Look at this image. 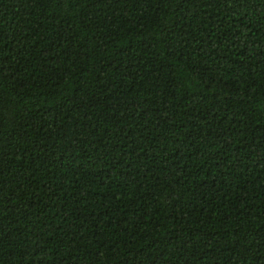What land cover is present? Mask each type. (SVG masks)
<instances>
[{"label":"trees","instance_id":"16d2710c","mask_svg":"<svg viewBox=\"0 0 264 264\" xmlns=\"http://www.w3.org/2000/svg\"><path fill=\"white\" fill-rule=\"evenodd\" d=\"M0 264H264V0H0Z\"/></svg>","mask_w":264,"mask_h":264}]
</instances>
